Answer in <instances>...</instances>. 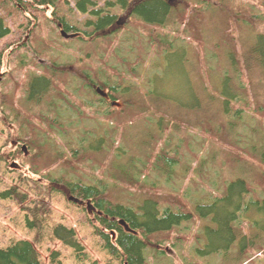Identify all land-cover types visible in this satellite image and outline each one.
Returning <instances> with one entry per match:
<instances>
[{"label":"trees","instance_id":"1","mask_svg":"<svg viewBox=\"0 0 264 264\" xmlns=\"http://www.w3.org/2000/svg\"><path fill=\"white\" fill-rule=\"evenodd\" d=\"M178 1L181 0H0V53L3 48H10L8 54H13L16 58L14 66L21 69L31 64L41 70L40 73L30 74L26 79L23 92L24 109L15 102L9 103V106H3L0 102V110L3 113L8 111L6 120H10L11 126L15 127L12 132L14 142L11 144L17 147L16 142L20 140L18 138L23 136L35 139L34 144L28 142L32 145L31 156L36 164L27 161L29 171L39 176L33 182L34 188L40 194L58 191L67 198L80 202L79 205L88 209L91 207L90 225L94 228V233L108 253L122 264H145V249L150 244L156 251L165 254L159 245L160 235L167 236L169 230L179 228L185 217H192L191 212L179 209L184 207L182 200L176 209L170 206L161 208L160 198L152 197L149 193L157 190L152 187L145 189V186L150 171L156 172L167 183L174 185V167L180 162L176 154L183 147L190 149L189 141L182 137L175 140L172 135H180L184 128V123L176 121L190 112H196L198 108L195 104L189 105L187 109H179L171 103L166 104L159 100L162 97L158 94L150 95L148 89L142 92L137 84H130L126 78L127 72L131 76L137 75L135 63L146 64V56L149 54L166 57L179 49V25L186 20V12H181V9L184 10L186 4L180 7ZM192 1H195L201 12H207L210 7L208 0ZM189 5L191 4L188 3ZM17 16L25 17L21 25H25L30 31V42H26L19 30H16ZM41 17L53 24L52 30L57 32L54 36L53 33L47 37L40 35L42 31L38 29L41 27ZM188 25L191 26L189 23ZM14 26L16 33H13ZM61 30L69 37L62 36ZM24 31L22 28L21 32ZM254 35L253 39H243L242 43L247 49L243 61L245 67H257L264 75V33ZM64 53L73 59H65ZM217 56L219 58L214 65L216 76L223 82L218 100L225 113L229 97L236 104H243L245 101V87L240 71H244V68L236 67L242 61L231 52L228 55L219 52ZM42 60L44 65L40 64ZM115 62L125 66L126 73ZM1 63L0 58V66ZM225 68L229 69L231 77L227 76ZM228 79L233 80L232 94L228 91ZM236 81L239 83L236 84ZM95 86L122 105L119 108L112 106L106 100L108 98L95 91ZM200 106L198 120L207 123L209 117L203 103L199 104V108ZM245 109L243 105L235 109L236 122L241 120ZM62 111H69L71 117L64 120ZM100 117L103 118V123ZM86 120H92L93 127L86 129ZM134 120H139L141 125L136 137L132 135L133 127L129 123ZM193 124L196 123L193 122L192 126ZM230 125L227 122L224 124L227 133L233 124ZM118 129H121L122 140H125L124 135L131 133L128 135L131 136V145L125 140L127 143L123 144L122 141L118 147H114L111 136ZM215 129L224 131L221 125ZM204 130L209 132L207 128ZM71 132H76V138ZM234 133L232 144L236 143L240 147L239 143L243 141L240 132L236 130ZM90 137H93L95 143L88 141ZM195 137L192 140H196ZM85 142H89V147H85ZM205 143L203 141L204 145ZM102 144L104 148L101 147ZM244 147L249 151L257 150L260 162L264 163V148L253 149L248 143ZM106 150L112 153L108 163V169L114 170L108 177L116 179L113 180L112 187L108 186L106 178L88 179L80 172L89 165L104 169V166H99L102 162L100 153L107 152ZM202 152L206 153V149L202 148ZM217 152L221 154L223 149L219 147ZM17 153L19 151L14 147L13 151L7 150L3 156L8 159L10 156H17ZM124 153H128L127 159L120 164L118 157ZM202 156V159H206V164L201 160V164L207 167L204 172L213 176L217 166L214 165L216 169H209L208 161L211 157L207 153ZM114 158L116 161H113ZM219 174L222 177L223 172L220 171ZM253 174L248 169L247 174H242L241 177L217 180L215 184L220 195L212 196L209 193V197L204 193L201 203L195 200L196 208L209 209L201 211L203 214L209 213L210 220L214 223V226H203L204 235L207 234L204 239L208 253L223 252V258L226 259L233 245L237 243L234 256L245 255L249 247L246 243L249 236L241 232L243 226L238 221L240 212L257 208L264 214V190L261 191L262 194L254 195L256 189L251 181L256 176ZM260 178L264 179V176ZM121 187L125 188V193L120 191ZM131 187L137 191L136 194L128 190ZM181 187V183H178L171 188L176 193H182L183 199L188 204L191 203L189 200L193 197L192 189L180 190ZM116 189L118 190L115 194ZM196 190L197 188L193 189L195 192ZM0 199H14L22 204L27 195L12 186L0 191ZM25 209L32 217L27 218L26 225L35 230L38 240L44 222L50 216L48 202L41 198ZM120 220L124 224H120ZM251 223L257 224L253 219ZM256 231L258 234L255 239L258 237L262 241L261 233L264 234V230ZM50 236L75 252H80L83 248L75 231L62 224H55L51 228ZM251 239V243H254L255 239ZM56 255L55 253L54 256ZM0 264L42 263L35 241L22 239L0 248Z\"/></svg>","mask_w":264,"mask_h":264},{"label":"rangeland","instance_id":"2","mask_svg":"<svg viewBox=\"0 0 264 264\" xmlns=\"http://www.w3.org/2000/svg\"><path fill=\"white\" fill-rule=\"evenodd\" d=\"M208 2L210 7L207 12H201L200 8L195 5V1H178L181 4L180 7L186 4V8L181 9V12H186V20L182 22V25H179V35L181 37L177 40V43L181 46L178 50L175 49L166 57H156L149 54L146 56V64L135 63L136 76H131L129 72L126 73L125 66L115 62L126 73L127 81L130 84H137L142 92H146L148 89L150 95L155 96L158 94L162 97L159 100L166 104H175L179 109H187L189 105L193 104L198 108L196 112H190L183 119L179 117L176 121L180 124L184 123V128L180 135L179 133H173L172 135H174L175 140L182 137L189 141L190 149L183 147L176 154L180 162H177L174 167L176 172L174 179H172L174 185L167 183V180L156 172L150 171L149 177L146 178L148 180L146 182L147 186H145V189L152 187L157 190L149 193L152 197L160 198L161 208L170 206L172 209H176L179 206V201L182 200L184 207L179 209L191 212L192 217H185L179 228L169 230L167 236L160 235L161 244L159 245L165 251V254L159 253L150 244L145 249V264H264V234L261 233L263 236L262 241L258 237L255 239L256 234H258L256 230H264L263 212L257 208H249L243 213L240 212L238 221L243 226L241 232L249 236L246 242L249 247H247L245 255L237 257L234 256L237 251L236 243L231 248L232 254L230 253L225 259L223 258V252H207L204 239L207 234L204 235L203 226H214V223L210 220L209 213L203 214L201 211H209V209H198L195 206V200L201 203V199L203 200L205 197L204 193L208 196L209 193H212V196L220 195V192L216 189L215 182L217 180L226 181V179L241 177L242 174H247L248 169L251 174L258 172L253 174L256 178L253 177L251 181L252 186L256 189L254 195L257 193L262 194L261 191L264 190V179L260 178L264 176L262 175L264 163L260 162L257 150L254 152L250 149L251 153L244 147L248 143L253 149L261 150L264 148V130H261L264 128V75L257 67H245L243 55L246 54L247 49L242 43L244 37L253 39L254 34L264 33V0H208ZM188 3L191 5L188 6ZM23 19L25 20V17H16V30H19L26 42H30V31L26 29L25 25H21ZM124 20L127 21L126 18ZM15 26L13 27V33H16L14 31ZM52 27V23L41 17V27L38 29V31H42L41 36L47 37L51 33L54 36L57 32H54ZM22 28L25 29L24 32H21ZM170 30L174 31L172 28ZM142 32L144 31L142 30ZM9 50L10 48H3L0 53L2 61L0 66V102L3 103V106H9V103L15 102L24 109L23 92L26 79L30 74L40 73L41 70L36 69L31 64L21 69L16 65L14 66L16 58L13 54H8ZM219 52L226 55L229 52L233 53L242 61L236 67L244 68V71H240L245 87L243 93L245 101L243 104H236L229 97L225 113L221 108V102L218 100L223 82L216 76L217 72L214 66L216 59L219 58L217 56ZM28 55H30L29 52ZM63 58L64 55L61 59ZM65 59L72 60L73 57L65 54ZM43 63L44 60L40 61L41 65ZM225 71L227 76L231 77L229 69L225 68ZM233 71L235 72V70ZM226 83L229 87L228 91L232 94L233 80L228 79ZM238 83L239 81H236V84ZM200 103H203L207 117H209L207 123L198 120L199 111H201V106L199 108ZM119 105L121 106L122 103L120 102ZM240 105H243L246 109L241 120L236 122L234 111ZM63 109L66 110V107ZM7 112L3 113L0 110V191L15 186L20 192L27 195V199L22 204H18L14 199H0V248L14 241L27 239L35 241L42 264H122L119 259L113 258L108 253L100 238L94 233V228L90 225L92 215L89 211H91V207L88 209L79 205L80 202L69 199L58 191H52L49 194L37 192L33 182L39 176L32 174L27 166V161L34 162V158L31 156V150L33 149L29 142L34 144L35 139L23 136L18 138L20 140L16 142L17 147L13 146L11 144L14 142L12 132H14L15 127L11 126L10 120H6ZM62 113L64 112L62 111ZM68 117H71V114L69 111H65L64 120H67ZM100 120L103 123L102 117H100ZM193 122L196 123L193 124L194 126H192ZM226 122L235 125L236 128L232 125L228 131L229 133H227L224 127ZM129 123L133 127L132 135L136 137L141 127L139 120L129 121ZM84 124L86 129L94 125L92 120H86ZM220 125L223 126V132L215 129ZM205 128L209 132L205 131ZM236 130L240 132L243 140L239 143L240 147L236 143L232 144ZM71 133L76 138V132ZM120 134L121 129H118L111 136L114 147H118L122 141L123 144L129 142L131 145V136L128 137L131 133L124 135L127 142L124 139L122 140ZM194 136L199 142L192 140ZM92 139L93 137H90L88 141L95 143ZM203 141H206L205 145ZM89 142L84 143L85 147H89ZM22 144L25 149H22ZM261 144L263 145L259 147ZM14 147L19 151L16 154L17 156H10L5 159L3 154L7 150L13 151ZM101 147L104 148V145L102 144ZM219 147L223 149L221 154H219L220 151L217 152ZM202 148L206 149L207 155L211 157L208 161V168L213 167V169H216L214 165L217 166L216 173H212L213 176L204 172L207 169V167H204L206 159H202L201 156H205L206 153H201ZM106 151L100 153L102 162L99 166H104V169L89 165L85 166L80 172L88 179L94 177L106 178L108 186L112 187L113 180H116L108 177L114 171L113 168L108 169L112 153L109 150ZM127 156L128 153H124L118 157L120 164L126 161ZM199 159L200 161H198ZM201 160H204V164H201ZM113 161H116V158ZM199 171L202 172L199 173ZM220 171L223 172L222 177L224 178L219 174ZM107 173L108 175H106ZM205 175L206 177H204ZM210 180H212L211 183ZM178 183L182 185L180 190L183 188L192 189L194 198L191 197L192 199L189 200L191 203L188 204L183 199L182 193L173 191L172 188L176 187ZM194 188H197L196 192L193 191ZM117 190H113L115 194ZM128 190H131L134 194L137 193L134 187L128 188ZM120 191L125 193V188L121 187ZM41 198L48 202L51 212L44 222L39 239L36 240L35 230L28 228L26 225L27 218L31 219L32 217L25 207L33 206L34 202ZM219 203L222 205L221 202ZM252 219L255 220L256 225L251 223ZM55 224H62L75 231L76 238L83 247L80 252H75L72 248L51 238L50 231ZM251 238L255 239L254 243H251L253 240ZM55 253L56 256H54Z\"/></svg>","mask_w":264,"mask_h":264},{"label":"water","instance_id":"3","mask_svg":"<svg viewBox=\"0 0 264 264\" xmlns=\"http://www.w3.org/2000/svg\"><path fill=\"white\" fill-rule=\"evenodd\" d=\"M60 33H61V35L64 36L65 38H66V37H69V35L66 34L63 30H61ZM96 92H97L100 96H102V97H106V96H107L106 92H105L104 90L100 89L99 87H97ZM111 104H112V106H114V107H119V106H120V105H119V104H120V101H118V100H113ZM119 222H120V224H124L122 220H120ZM125 228H126V230H129V229L127 228V226H125Z\"/></svg>","mask_w":264,"mask_h":264},{"label":"flooded vegetation","instance_id":"4","mask_svg":"<svg viewBox=\"0 0 264 264\" xmlns=\"http://www.w3.org/2000/svg\"><path fill=\"white\" fill-rule=\"evenodd\" d=\"M97 87H98V86H95V87H94L95 91H96ZM104 98H108V99H106V100H107L108 102H110V103H112V101L114 100V99H111L109 96H108V97L106 96V97H104ZM22 149H24V148H22ZM24 154H25V152H24Z\"/></svg>","mask_w":264,"mask_h":264},{"label":"bare ground","instance_id":"5","mask_svg":"<svg viewBox=\"0 0 264 264\" xmlns=\"http://www.w3.org/2000/svg\"><path fill=\"white\" fill-rule=\"evenodd\" d=\"M21 147L25 149V146L23 144L21 145Z\"/></svg>","mask_w":264,"mask_h":264}]
</instances>
